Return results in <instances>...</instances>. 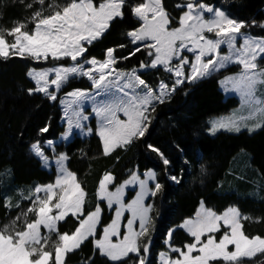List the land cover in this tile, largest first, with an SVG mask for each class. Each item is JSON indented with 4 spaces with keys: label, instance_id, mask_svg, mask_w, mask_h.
<instances>
[{
    "label": "snow or ice",
    "instance_id": "1",
    "mask_svg": "<svg viewBox=\"0 0 264 264\" xmlns=\"http://www.w3.org/2000/svg\"><path fill=\"white\" fill-rule=\"evenodd\" d=\"M19 5L23 19L0 25V59L42 65L27 71L32 83L27 93L62 107L61 142L95 135L100 156L119 160L143 140L158 107L170 103L178 89L233 67L238 70L220 85L239 97L240 109L212 122L210 131L264 130V35L251 32L253 27L264 32V21L238 20L207 0H176L175 14L165 0H19ZM129 16L135 25L122 34L125 42L105 48L101 59L89 53ZM124 49L129 53L119 54ZM136 53L144 56L138 67H118ZM157 74L155 84L145 78ZM77 78H86L90 88L68 90ZM50 127L49 122L38 129L44 142L38 139L30 149L43 168H54V179L27 190L5 185L0 192L6 217L0 224V264H66L69 254L80 256L79 264H156L157 259L158 264H264V234L245 230V222L264 223V217L236 205L218 211L204 200L194 215L167 230L165 249L154 258V202L164 188L159 174L134 168L119 180L105 171L90 208L89 193L70 167L72 155L58 151L56 140L46 135ZM145 147L159 156L167 179L180 184L183 176L169 173L168 157L147 141ZM85 157L81 149L80 158ZM197 162L184 161L187 170ZM200 173H207L202 163ZM10 175L11 169L0 172ZM177 230L188 237L182 245L174 243Z\"/></svg>",
    "mask_w": 264,
    "mask_h": 264
},
{
    "label": "trees",
    "instance_id": "2",
    "mask_svg": "<svg viewBox=\"0 0 264 264\" xmlns=\"http://www.w3.org/2000/svg\"><path fill=\"white\" fill-rule=\"evenodd\" d=\"M60 3L65 0H59ZM208 3L223 8L238 20L251 22L264 21V0H207ZM176 0H165L170 11L174 10ZM25 13L19 0H0V25L12 26L15 19H23ZM135 25L130 16L115 24L101 43L89 48V53L98 59L104 57V49L125 42L123 33ZM30 27V25H29ZM253 34H264L259 27L251 29ZM128 49L119 54L126 55ZM87 55V53H86ZM142 53H136L128 60H122L118 67L130 69L138 67ZM32 61L18 57L0 59V172L11 169L7 178L0 177V192L11 188H29L38 183H47L54 179V169H43L37 158L31 154L30 145L36 140L43 144L44 137L38 129L50 122L49 139H58L64 130L62 111L59 103H53L39 95L29 96L27 88L32 86L27 77L31 67H41ZM224 71L199 83L186 84L183 91L178 89L170 103L158 107L155 118L143 140L133 145L129 151L121 152L119 160L100 156L101 145L95 135L83 139L75 136L68 144H61L58 151H67L72 155L70 167L78 174L83 186L89 193L88 207H94V192L105 171L112 172L119 180L127 177L128 169L139 168L141 172L155 170L159 174L164 188L155 198L156 233L153 238L152 255L157 257L165 249L166 232L174 228L185 218L194 215L200 200L218 211L229 205L238 206L242 212L254 217H264V130L254 134L241 132L233 135L221 132L212 137L208 133V121L229 114L239 106L235 97L225 98L220 91L219 80L229 72ZM161 74L145 77L155 84ZM166 76V74H163ZM90 88L86 79H75L68 90ZM185 93H187L185 95ZM145 141L158 147L172 162L168 166L170 174L182 175L180 184L165 176L164 165L159 156L147 150ZM87 157L80 158V150ZM251 155V163L246 159V167H240L235 175L236 186L241 191L254 193L255 198H244L237 193L218 192L221 182L229 178V170L234 159L241 153ZM115 155V154H114ZM98 157L91 159V157ZM187 170L185 160H196ZM201 163L206 166V175H201ZM250 164V165H249ZM259 197V198H257ZM110 214L105 211V218ZM6 222L5 210L0 206V224ZM71 225L64 230H69ZM248 234H264V223L245 222ZM188 239L186 233L177 230L174 243L182 245ZM89 249H85L87 254ZM81 257L69 254L66 264H79Z\"/></svg>",
    "mask_w": 264,
    "mask_h": 264
},
{
    "label": "rangeland",
    "instance_id": "3",
    "mask_svg": "<svg viewBox=\"0 0 264 264\" xmlns=\"http://www.w3.org/2000/svg\"><path fill=\"white\" fill-rule=\"evenodd\" d=\"M217 7V6H216ZM218 8H221V7H218ZM221 9H223V8H221ZM224 10V9H223ZM253 34V33H252ZM253 35H264V34H253ZM238 69L237 68H235V67H233L232 68V70H231V72H229L228 74H226V75H232L235 71H237ZM222 72H224V71H222ZM226 75H224V76H226ZM224 76L219 80V87H220V91L224 94V96H225V98L226 99H228V98H230V97H235L236 99H238V101H239V106L237 107V108H235V109H233L229 114H226V115H223V116H219V117H215V118H212V119H210L209 121H208V125H209V131H208V133L210 134V136H212V137H215V136H217L219 133H221V132H224V133H228V134H233V135H236V134H239V133H235V132H229V131H225V130H223V129H221V130H218L214 135L212 134V132L210 131V129H211V127H212V122H214V121H218V120H220V119H223V118H227V117H229V116H231L234 112H237L239 109H240V100H239V97L236 95V94H234V93H231V92H228V91H226L223 87H221V85H220V81L222 80V79H224ZM78 80H81V79H86V78H77ZM87 80V79H86ZM88 81V80H87ZM88 83L90 84V82L88 81ZM78 89H89V88H85V87H81V88H78ZM60 106V105H59ZM60 108H61V111H62V123H63V125H64V127H66V125H65V123H64V120H63V109H62V107L60 106ZM86 109L88 110V111H90V109H91V105L90 104H88V105H86ZM93 127H95V122L93 121ZM260 131V130H259ZM259 131H257V132H259ZM242 132H246V131H242ZM254 133H256V132H254ZM254 133H251V134H254ZM75 136H78V137H81V138H83V139H86V138H90V137H84V136H81V135H74L73 136V138L75 137ZM73 138L71 139V141L73 140ZM70 141V142H71ZM56 142L58 143V145H61V144H68V143H70V142H68V143H64V142H61L60 141V137L58 138V139H56ZM31 154L33 155V153L31 152ZM34 156V155H33ZM35 157V156H34ZM36 158V157H35ZM246 159H248V161H249V163H251V155L250 154H248L247 152H245V151H243V152H241L235 159H234V161H233V163H232V165H231V168H230V170H229V178L228 179H226V180H224L223 182H221L220 183V185H219V189H218V192L219 193H221V194H231V193H237V194H239L241 197H244V198H255V194L254 193H249L248 194V192L249 191H247V192H244V191H241L240 190V187H238V186H236L237 184H236V181H235V179H234V177H235V175L238 173V171L240 170V167H242V168H244V169H247V167H246ZM250 165V164H249ZM44 170H46V171H48V172H51L52 170H48V169H45V168H43ZM151 170H153V169H151ZM28 188H26L25 190H27ZM257 198H259V197H257ZM157 256H158V254H157ZM156 264H158V259L156 260Z\"/></svg>",
    "mask_w": 264,
    "mask_h": 264
}]
</instances>
